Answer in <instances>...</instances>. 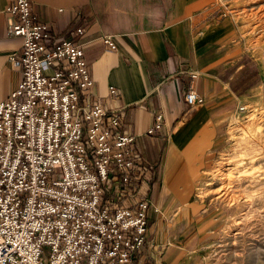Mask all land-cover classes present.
<instances>
[{
	"label": "built area",
	"instance_id": "2783aa9c",
	"mask_svg": "<svg viewBox=\"0 0 264 264\" xmlns=\"http://www.w3.org/2000/svg\"><path fill=\"white\" fill-rule=\"evenodd\" d=\"M5 11L22 45L9 57L21 78L0 101V264H134L158 210L147 196L151 166L121 130L122 112L94 94L85 27L56 34L29 0ZM103 42L116 48L109 35ZM183 102H204L193 83ZM162 126L158 114L146 133Z\"/></svg>",
	"mask_w": 264,
	"mask_h": 264
},
{
	"label": "crops",
	"instance_id": "0c3cea01",
	"mask_svg": "<svg viewBox=\"0 0 264 264\" xmlns=\"http://www.w3.org/2000/svg\"><path fill=\"white\" fill-rule=\"evenodd\" d=\"M0 0V101L21 78L10 59L20 37L7 34ZM38 21L56 34L84 26V57L94 94L122 112L121 130L135 136L144 161L153 167L147 196L146 243L164 264H193L212 230L207 204L198 197L214 151L222 141L225 73L237 50L234 22L218 0H29ZM111 36L116 48L103 42ZM198 76L191 80L190 73ZM193 83L204 102L187 108L183 92ZM117 90L116 96L109 88ZM158 114L162 128L152 135Z\"/></svg>",
	"mask_w": 264,
	"mask_h": 264
},
{
	"label": "rangeland",
	"instance_id": "374dc122",
	"mask_svg": "<svg viewBox=\"0 0 264 264\" xmlns=\"http://www.w3.org/2000/svg\"><path fill=\"white\" fill-rule=\"evenodd\" d=\"M218 4L234 22L237 50L224 75L222 141L197 190L213 232L193 264H264V1ZM223 186L233 199L213 191ZM160 250L147 242L135 264H164Z\"/></svg>",
	"mask_w": 264,
	"mask_h": 264
},
{
	"label": "bare ground",
	"instance_id": "6f19581e",
	"mask_svg": "<svg viewBox=\"0 0 264 264\" xmlns=\"http://www.w3.org/2000/svg\"><path fill=\"white\" fill-rule=\"evenodd\" d=\"M264 1V0H263ZM262 12H263V14H264V10H262ZM248 142H249V140H245V143L244 144H248ZM255 158V157H254ZM254 158H252V157H248L247 158V160L248 161H252ZM244 159V158H243ZM243 159H241V160H243ZM240 160V161H241ZM222 169V168H221ZM228 171V170H227ZM246 173H248V170H246ZM221 174H223V173H221L220 171H219V169H218V171L215 173V175H220L221 176ZM227 174V173H226ZM227 176H229L228 174H227ZM153 179V178H152ZM152 181V180H151ZM209 185H211V183L209 184ZM220 190H222L223 192L221 193V195H225L226 197H228L229 196V193L227 194V192H228V187H218V188H216V189H214L213 191H220ZM234 196V195H233ZM233 196H229L231 199H233ZM235 198V197H234Z\"/></svg>",
	"mask_w": 264,
	"mask_h": 264
},
{
	"label": "trees",
	"instance_id": "16d2710c",
	"mask_svg": "<svg viewBox=\"0 0 264 264\" xmlns=\"http://www.w3.org/2000/svg\"><path fill=\"white\" fill-rule=\"evenodd\" d=\"M153 170H154V168L151 167L152 177H153ZM151 182H152V181H151ZM139 256H140V253H138V254L135 255V258H134V264H135L136 262H138Z\"/></svg>",
	"mask_w": 264,
	"mask_h": 264
}]
</instances>
